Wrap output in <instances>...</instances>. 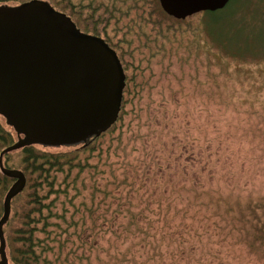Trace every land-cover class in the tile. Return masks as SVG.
Here are the masks:
<instances>
[{
	"label": "rangeland",
	"instance_id": "374dc122",
	"mask_svg": "<svg viewBox=\"0 0 264 264\" xmlns=\"http://www.w3.org/2000/svg\"><path fill=\"white\" fill-rule=\"evenodd\" d=\"M74 2L96 9L101 36L124 51L134 82L124 120L88 167L55 174L36 234L45 264H192L187 253L171 260L175 247L150 259L132 228L178 221L182 200L208 219L198 244L208 264H264V231L253 228L264 221H248L251 205L264 213V0L182 24L151 16L153 0Z\"/></svg>",
	"mask_w": 264,
	"mask_h": 264
},
{
	"label": "water",
	"instance_id": "95a60500",
	"mask_svg": "<svg viewBox=\"0 0 264 264\" xmlns=\"http://www.w3.org/2000/svg\"><path fill=\"white\" fill-rule=\"evenodd\" d=\"M231 0H160L176 19L225 8ZM126 73L105 38L82 31L70 15L46 0L0 6V113L19 136L3 152L36 142L71 146L100 135L118 118ZM23 135V137H21ZM0 219V264H10L4 224L11 201L26 185L19 169Z\"/></svg>",
	"mask_w": 264,
	"mask_h": 264
},
{
	"label": "trees",
	"instance_id": "16d2710c",
	"mask_svg": "<svg viewBox=\"0 0 264 264\" xmlns=\"http://www.w3.org/2000/svg\"><path fill=\"white\" fill-rule=\"evenodd\" d=\"M26 1L30 0H0V6H16ZM46 1L50 2L56 9L70 15L82 31L94 35H102L98 24V21H102V19H95V8L92 9V12L90 11V14H86L84 12V5L75 3L74 0ZM239 6L240 0H231L225 8L216 12L208 11L205 12V14L214 18L215 16L230 12L233 8H239ZM116 11H118L117 6L113 4L111 6V11H108L106 20L109 21V19L114 18V16H116ZM153 14H156V20H165L166 22L177 24L188 22L194 16H190L186 19H176L163 10L160 0H153L150 15L152 16ZM214 37L216 39V35ZM105 39L117 51L122 61L126 73V86L117 120L100 135H93L85 142L71 145L76 146L74 147L75 149L72 150L52 151L46 148L48 147L47 145L32 142L18 149L3 152L7 147L17 143L19 136L15 128L9 124L6 118L0 113V156L2 154L3 165L6 169L21 170L25 174L27 180L25 188L13 197L11 201V214L3 227V233L6 239V252L10 264H45V259L42 258V254L37 250L39 240L36 234L39 230L38 224L44 219V209L47 207L45 200L55 191L56 172L71 171L75 168H78L79 171L86 169L89 165L88 159L94 154L95 150H97L100 139L106 134L119 129L124 120L126 105L129 102L128 96L131 94L133 88V76L127 73L130 64L124 59V51H120L117 48L118 46L108 37ZM21 137H23V135H21ZM16 152L20 156L17 164L12 162L13 153ZM83 157L85 158L82 159ZM15 182L16 178L5 175L0 168V219L4 214L5 197ZM45 190L47 191L45 192ZM226 202L227 200H223L222 196L217 199V205L219 206ZM180 203L181 205L175 216L179 219L178 221H176L175 218H169L165 221L163 226H160V230L155 229L154 231V228L150 227L151 225L155 227L151 222L146 225L148 227L143 228L142 223L140 225L138 221H134L133 230L142 231L144 235L142 239L144 246L148 248V254H152L149 256L150 259L155 258V254L160 253L162 249L163 257H165L166 251L171 247H175L174 251L170 250L172 252L171 260L174 258H183L185 257L184 254L187 253L186 257L189 263L203 264V261H205L206 264L211 263L213 257H207L206 253L203 252V246L200 248L198 245L199 243L202 244V238L204 236L208 237V233L205 231L199 233L200 229L207 230L208 219L203 218V220H201L196 218V212L198 210L192 213L194 203H184L183 200ZM204 205L207 207L206 203H204ZM170 207L171 202L168 203L167 211ZM235 207H240V204L236 202ZM250 208L248 221L255 219L259 221L263 219L264 221V213L259 212L261 208L260 205L256 207L251 205ZM230 209H232V207L228 210L230 211ZM131 220H134V218H131ZM250 224L252 226V223ZM253 228H260L259 230L261 231L259 234L263 235L264 222L262 226L254 224ZM221 234H223V230L219 231V235ZM167 236L170 237L171 243L164 247L165 245H163V243ZM160 259L162 260V257H160Z\"/></svg>",
	"mask_w": 264,
	"mask_h": 264
}]
</instances>
